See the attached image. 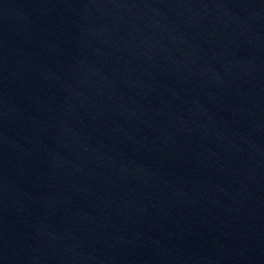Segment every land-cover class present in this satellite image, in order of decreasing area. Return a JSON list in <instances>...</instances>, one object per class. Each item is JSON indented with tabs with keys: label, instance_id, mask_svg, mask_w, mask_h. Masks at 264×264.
<instances>
[{
	"label": "water",
	"instance_id": "95a60500",
	"mask_svg": "<svg viewBox=\"0 0 264 264\" xmlns=\"http://www.w3.org/2000/svg\"><path fill=\"white\" fill-rule=\"evenodd\" d=\"M0 264H264V0H0Z\"/></svg>",
	"mask_w": 264,
	"mask_h": 264
}]
</instances>
